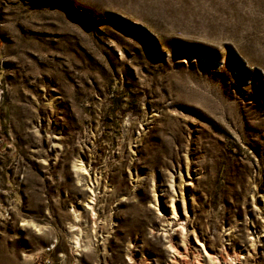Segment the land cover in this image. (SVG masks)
I'll use <instances>...</instances> for the list:
<instances>
[{"label":"rangeland","instance_id":"obj_1","mask_svg":"<svg viewBox=\"0 0 264 264\" xmlns=\"http://www.w3.org/2000/svg\"><path fill=\"white\" fill-rule=\"evenodd\" d=\"M0 264H264V0H0Z\"/></svg>","mask_w":264,"mask_h":264}]
</instances>
